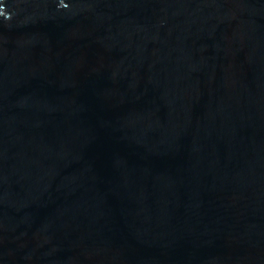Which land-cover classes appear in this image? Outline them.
<instances>
[{
	"label": "water",
	"instance_id": "obj_1",
	"mask_svg": "<svg viewBox=\"0 0 264 264\" xmlns=\"http://www.w3.org/2000/svg\"><path fill=\"white\" fill-rule=\"evenodd\" d=\"M0 264H264V0H0Z\"/></svg>",
	"mask_w": 264,
	"mask_h": 264
}]
</instances>
